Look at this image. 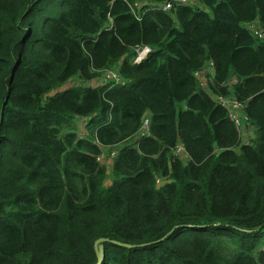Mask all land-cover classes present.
I'll list each match as a JSON object with an SVG mask.
<instances>
[{
	"label": "trees",
	"instance_id": "trees-1",
	"mask_svg": "<svg viewBox=\"0 0 264 264\" xmlns=\"http://www.w3.org/2000/svg\"><path fill=\"white\" fill-rule=\"evenodd\" d=\"M168 1L0 0V264H264V0Z\"/></svg>",
	"mask_w": 264,
	"mask_h": 264
},
{
	"label": "built area",
	"instance_id": "built-area-1",
	"mask_svg": "<svg viewBox=\"0 0 264 264\" xmlns=\"http://www.w3.org/2000/svg\"><path fill=\"white\" fill-rule=\"evenodd\" d=\"M194 1L195 0H169L165 4L157 7L156 9L163 10V11H170L175 6H189ZM247 27L250 33L254 37H256L257 39L261 41H264V30L261 28V26L258 23L249 24ZM151 52L152 50L150 48L138 49L137 50L138 57L136 58L135 63L136 64L142 63L144 60L147 59V57L151 54ZM205 74H206L205 72L197 73V77L202 80L203 85H204L203 80L207 81ZM111 81H114L116 84H124V81L122 80V78L117 72H114V71L105 72V74L103 75V82L107 83ZM217 102L221 106H223L225 109H227V111L229 112L230 119L235 123L239 132H242L243 131L242 120L244 122H248V118L246 117V115H244L245 114L244 105L238 102L236 99L223 98V97H218ZM241 113H244V114H241ZM149 133H150V119L147 117L144 120L142 130L137 136V140H140L144 137H148ZM181 153H183V148L178 147L176 150V154H181Z\"/></svg>",
	"mask_w": 264,
	"mask_h": 264
},
{
	"label": "rangeland",
	"instance_id": "rangeland-1",
	"mask_svg": "<svg viewBox=\"0 0 264 264\" xmlns=\"http://www.w3.org/2000/svg\"><path fill=\"white\" fill-rule=\"evenodd\" d=\"M206 76V75H205ZM204 76V77H205ZM213 76V75H212ZM206 79H207V81H205V80H203V82H204V86H206L207 84H208V77L206 76ZM100 81H98V82H96L95 84L96 85H98V83H99ZM67 88L65 87L64 88V90H66ZM88 123V119H80L79 121H77V125L79 126V128H80V131H81V133L82 134H85L86 133V131L84 130V128H85V126H86V124ZM242 124H243V127H242V129L244 128V121L242 120ZM242 132H244V130L242 131ZM240 134H241V132H240ZM241 137H242V140H243V144H250V143H252L253 141H254V139H255V133H253V134H250L249 136H248V138H246L245 139V136L244 135H241ZM247 141V142H246ZM108 157H106V156H104L103 158H102V163H103V165H105V167H110L111 166V161H110V159H107ZM111 174V173H110ZM110 174L108 175V179L106 180V183L105 184H111V182H112V177L110 176ZM109 184V185H110Z\"/></svg>",
	"mask_w": 264,
	"mask_h": 264
},
{
	"label": "water",
	"instance_id": "water-1",
	"mask_svg": "<svg viewBox=\"0 0 264 264\" xmlns=\"http://www.w3.org/2000/svg\"><path fill=\"white\" fill-rule=\"evenodd\" d=\"M108 242L107 239H100L95 243V250L97 253V258H98V262L97 264H104L105 263V250H104V246L103 243ZM116 245L122 246V247H126V248H134V246L132 245H127V244H122V243H117V242H113Z\"/></svg>",
	"mask_w": 264,
	"mask_h": 264
},
{
	"label": "crops",
	"instance_id": "crops-1",
	"mask_svg": "<svg viewBox=\"0 0 264 264\" xmlns=\"http://www.w3.org/2000/svg\"><path fill=\"white\" fill-rule=\"evenodd\" d=\"M205 73H206L205 74L206 76L208 75L210 77H212V75H214V71L212 70V66L211 65L208 66V68L206 69V72ZM209 80H210V78H209ZM241 114H244V113H241ZM243 130H244V132H241V135H244L245 136V139L248 138V136L250 134L255 133V129H253L252 126L250 125V123H248V122H244V128H243ZM242 142H243V140H242Z\"/></svg>",
	"mask_w": 264,
	"mask_h": 264
}]
</instances>
